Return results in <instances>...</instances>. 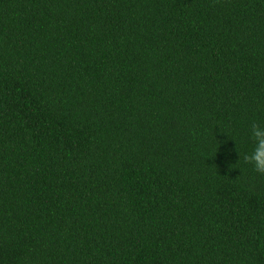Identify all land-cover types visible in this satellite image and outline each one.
<instances>
[{"label":"trees","instance_id":"obj_1","mask_svg":"<svg viewBox=\"0 0 264 264\" xmlns=\"http://www.w3.org/2000/svg\"><path fill=\"white\" fill-rule=\"evenodd\" d=\"M264 0H0V264H264Z\"/></svg>","mask_w":264,"mask_h":264},{"label":"clouds","instance_id":"obj_2","mask_svg":"<svg viewBox=\"0 0 264 264\" xmlns=\"http://www.w3.org/2000/svg\"><path fill=\"white\" fill-rule=\"evenodd\" d=\"M250 138L252 141L244 162L250 164L257 173L264 174V125L253 123Z\"/></svg>","mask_w":264,"mask_h":264}]
</instances>
